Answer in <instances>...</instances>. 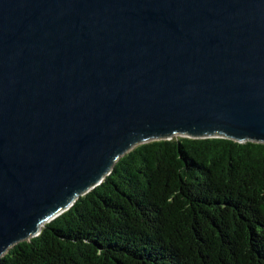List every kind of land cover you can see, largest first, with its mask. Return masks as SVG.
<instances>
[{
    "label": "water",
    "instance_id": "obj_1",
    "mask_svg": "<svg viewBox=\"0 0 264 264\" xmlns=\"http://www.w3.org/2000/svg\"><path fill=\"white\" fill-rule=\"evenodd\" d=\"M177 135L264 142V0H0V259Z\"/></svg>",
    "mask_w": 264,
    "mask_h": 264
},
{
    "label": "trees",
    "instance_id": "obj_2",
    "mask_svg": "<svg viewBox=\"0 0 264 264\" xmlns=\"http://www.w3.org/2000/svg\"><path fill=\"white\" fill-rule=\"evenodd\" d=\"M0 264H264V142L140 143Z\"/></svg>",
    "mask_w": 264,
    "mask_h": 264
}]
</instances>
